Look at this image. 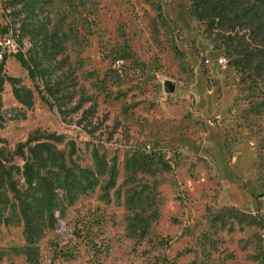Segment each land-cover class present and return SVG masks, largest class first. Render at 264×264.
Returning a JSON list of instances; mask_svg holds the SVG:
<instances>
[{"label": "rangeland", "instance_id": "rangeland-1", "mask_svg": "<svg viewBox=\"0 0 264 264\" xmlns=\"http://www.w3.org/2000/svg\"><path fill=\"white\" fill-rule=\"evenodd\" d=\"M31 1L0 0V42H12L0 57V174L9 169L6 187L38 200L17 149L60 136L40 152L57 207L29 251L18 202L0 187V264H264V231L241 213L263 194L264 218V162L253 168L264 152V84L233 106L239 75L185 0ZM55 35L61 53L42 56ZM19 54L41 56L45 78ZM15 82L31 105L14 97Z\"/></svg>", "mask_w": 264, "mask_h": 264}, {"label": "trees", "instance_id": "trees-1", "mask_svg": "<svg viewBox=\"0 0 264 264\" xmlns=\"http://www.w3.org/2000/svg\"><path fill=\"white\" fill-rule=\"evenodd\" d=\"M26 6L33 8L34 2L26 0ZM185 12L190 19L197 21L201 35L210 41L213 50L219 51L226 56L230 65L239 75L240 96L236 98L233 105L236 106L241 93L247 90L248 95L249 93L252 94L251 91H255L258 84H264V0H185ZM169 21L175 28H180L171 18H169ZM40 29L41 26L35 25L32 36L35 33L38 34ZM194 41L192 39L190 43ZM61 47V42L57 35L44 40L40 46L42 56H56L61 53ZM193 48L197 55H200L202 72L207 79L208 87L211 88L212 81L209 77L208 69L203 64L204 56L198 51L197 47ZM17 58L32 77L35 75L40 79L45 78L47 69L39 68L41 66V56L36 58L32 55L25 59L22 54H19ZM13 87L14 97L24 105H31L32 96L30 89L25 86H19L16 82L13 83ZM260 100L264 101V96ZM255 110L256 112L258 111V109ZM215 119L212 122H215ZM222 121H225V118ZM226 135L225 133L226 157L231 160V143ZM59 138L60 136H55V134H49L46 137L39 136L37 139L29 138L25 144L28 145L27 154L25 149L23 150L21 147L17 149L20 157L24 160L23 168L27 186L30 188L34 186L32 189L40 187L41 195L38 200L34 201L30 196H22L12 183L6 187L8 184H4L3 180L11 181L9 169L0 174V181H2L0 187L6 192L12 193V197L18 202L19 212L22 214L26 249L32 252H34L35 244L47 226V224H44L46 221L43 220L45 215L48 216L47 223H49L50 227H53L55 221L54 213L57 207L54 197V186L50 184L47 176L43 174L44 158L40 152L51 154L52 150L47 141H58ZM42 139L46 141L30 146L34 140L39 141ZM257 152V160L253 163V168L264 162L262 149L258 148ZM262 197L263 194L255 195L257 210L254 213H241L253 220H257L258 225L264 231V218L259 213L262 206ZM230 207L235 206L224 205L219 208V211H229ZM235 208L238 209L237 207Z\"/></svg>", "mask_w": 264, "mask_h": 264}, {"label": "built area", "instance_id": "built-area-1", "mask_svg": "<svg viewBox=\"0 0 264 264\" xmlns=\"http://www.w3.org/2000/svg\"><path fill=\"white\" fill-rule=\"evenodd\" d=\"M12 45L11 39L6 37L0 42V57L2 56V48L10 47ZM220 64H226V60L224 58L219 59Z\"/></svg>", "mask_w": 264, "mask_h": 264}, {"label": "water", "instance_id": "water-1", "mask_svg": "<svg viewBox=\"0 0 264 264\" xmlns=\"http://www.w3.org/2000/svg\"><path fill=\"white\" fill-rule=\"evenodd\" d=\"M170 90H172V88H170Z\"/></svg>", "mask_w": 264, "mask_h": 264}]
</instances>
